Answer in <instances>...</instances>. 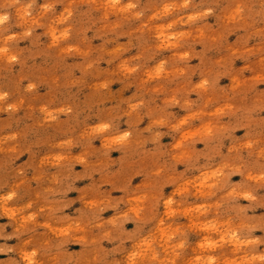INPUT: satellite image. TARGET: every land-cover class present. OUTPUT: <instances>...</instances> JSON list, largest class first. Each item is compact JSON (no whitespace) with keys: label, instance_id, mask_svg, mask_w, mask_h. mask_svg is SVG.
I'll return each instance as SVG.
<instances>
[{"label":"clouds","instance_id":"obj_1","mask_svg":"<svg viewBox=\"0 0 264 264\" xmlns=\"http://www.w3.org/2000/svg\"><path fill=\"white\" fill-rule=\"evenodd\" d=\"M0 264H264V0H0Z\"/></svg>","mask_w":264,"mask_h":264}]
</instances>
